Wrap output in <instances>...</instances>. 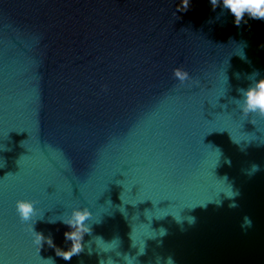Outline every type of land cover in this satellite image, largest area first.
Wrapping results in <instances>:
<instances>
[{
	"label": "water",
	"instance_id": "obj_1",
	"mask_svg": "<svg viewBox=\"0 0 264 264\" xmlns=\"http://www.w3.org/2000/svg\"><path fill=\"white\" fill-rule=\"evenodd\" d=\"M179 3L0 0V264H264V119L236 103L264 23ZM85 207L80 255L38 250L31 224L67 250L57 220Z\"/></svg>",
	"mask_w": 264,
	"mask_h": 264
},
{
	"label": "clouds",
	"instance_id": "obj_2",
	"mask_svg": "<svg viewBox=\"0 0 264 264\" xmlns=\"http://www.w3.org/2000/svg\"><path fill=\"white\" fill-rule=\"evenodd\" d=\"M211 8L215 11L220 8V11L227 12L233 19V24L239 28L242 25H248L250 21H259L264 23V0H209ZM190 0H180L177 5L176 11L186 12L189 10ZM247 47L246 42H242L240 45V54L238 55L242 60L247 61L244 49ZM261 50H264V43L258 46ZM174 77L180 82L184 83L190 80L189 73L183 68L177 67L173 70ZM239 78V74H237ZM250 81L249 86L245 88H239L237 91L242 99L236 101L244 117H248L250 114L264 119V76L260 75L259 71H255L248 76ZM232 138V137H231ZM234 143L239 145L233 140ZM244 150V149H241ZM226 163L231 164L230 160H226ZM260 170V166L253 164L251 166V173ZM250 173V174H251ZM234 196H229L232 198ZM230 207H237L236 204L229 205ZM16 211L22 222L28 223L33 221V218L37 215V209L35 202L28 199H19L15 204ZM92 212L87 208H74L70 214L64 216V218L57 220L64 225L68 226L71 230L64 233L66 241H70V247L65 250L57 247L50 236L45 237L42 233L33 230V224L30 225L29 230L34 237V244L37 245L38 250L46 243L49 247L54 248L56 255L61 257L65 261H70L72 257L80 255L84 251V244L82 243L84 235L90 234L92 231L91 225L88 221L92 218ZM194 219V218H193ZM245 224L242 227H251L252 221L249 217H245ZM57 221H49L55 223ZM36 222V221H35ZM166 234V230H163V234ZM103 240L101 237H99ZM132 239V238H131ZM91 254V253H89ZM145 254V247L139 249L137 256ZM131 258L128 255H124L126 264H131ZM136 258V257H135ZM48 260L55 264V261L49 257ZM100 264H115V262L109 257L106 261L101 260ZM159 264V262H157ZM164 264H175L173 258L169 256Z\"/></svg>",
	"mask_w": 264,
	"mask_h": 264
}]
</instances>
